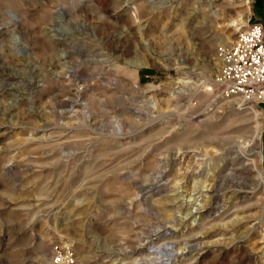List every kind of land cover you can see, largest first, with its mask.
I'll list each match as a JSON object with an SVG mask.
<instances>
[{"label": "rangeland", "instance_id": "1", "mask_svg": "<svg viewBox=\"0 0 264 264\" xmlns=\"http://www.w3.org/2000/svg\"><path fill=\"white\" fill-rule=\"evenodd\" d=\"M255 2L0 0V264H264Z\"/></svg>", "mask_w": 264, "mask_h": 264}, {"label": "built area", "instance_id": "2", "mask_svg": "<svg viewBox=\"0 0 264 264\" xmlns=\"http://www.w3.org/2000/svg\"><path fill=\"white\" fill-rule=\"evenodd\" d=\"M221 65L217 83L225 96H238L264 104V28L252 24L240 32L233 44L220 50ZM54 252L58 251L55 246ZM55 264H74L73 260L54 253Z\"/></svg>", "mask_w": 264, "mask_h": 264}, {"label": "crops", "instance_id": "3", "mask_svg": "<svg viewBox=\"0 0 264 264\" xmlns=\"http://www.w3.org/2000/svg\"><path fill=\"white\" fill-rule=\"evenodd\" d=\"M254 8V19L264 28V0H256Z\"/></svg>", "mask_w": 264, "mask_h": 264}, {"label": "bare ground", "instance_id": "4", "mask_svg": "<svg viewBox=\"0 0 264 264\" xmlns=\"http://www.w3.org/2000/svg\"><path fill=\"white\" fill-rule=\"evenodd\" d=\"M233 25H236V23L234 24V22L232 23ZM237 153H241L240 151H236ZM260 158H262V154H260ZM261 181L263 182V178H261ZM264 183V182H263Z\"/></svg>", "mask_w": 264, "mask_h": 264}]
</instances>
